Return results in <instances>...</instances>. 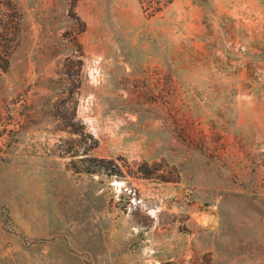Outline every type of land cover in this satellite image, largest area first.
<instances>
[{
	"label": "rangeland",
	"instance_id": "374dc122",
	"mask_svg": "<svg viewBox=\"0 0 264 264\" xmlns=\"http://www.w3.org/2000/svg\"><path fill=\"white\" fill-rule=\"evenodd\" d=\"M0 264H264V0H0Z\"/></svg>",
	"mask_w": 264,
	"mask_h": 264
},
{
	"label": "trees",
	"instance_id": "16d2710c",
	"mask_svg": "<svg viewBox=\"0 0 264 264\" xmlns=\"http://www.w3.org/2000/svg\"><path fill=\"white\" fill-rule=\"evenodd\" d=\"M67 127H69L72 131H73V129H75V124H68V126ZM73 133H75V130L73 131ZM85 159H88V161H90V162H106L105 160H98V159H92V158H85ZM88 173H93V172H89L88 171ZM4 221H5V223H6V225H8V227L9 228H11V226H12V221H11V218H10V216H8L7 214L4 216Z\"/></svg>",
	"mask_w": 264,
	"mask_h": 264
}]
</instances>
